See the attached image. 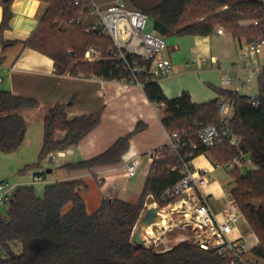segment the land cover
Masks as SVG:
<instances>
[{
    "label": "trees",
    "instance_id": "obj_1",
    "mask_svg": "<svg viewBox=\"0 0 264 264\" xmlns=\"http://www.w3.org/2000/svg\"><path fill=\"white\" fill-rule=\"evenodd\" d=\"M42 1L46 9L37 29L25 42L27 47L50 56L61 74L70 72L119 80L125 77L115 68L111 75L113 65L109 61L82 60L88 47L97 46L107 52L113 44L97 31L86 30L81 20L87 11L85 4H75L74 0ZM12 2L1 1L4 17L0 31L9 26ZM146 12L153 19L155 32L164 37L209 35L222 26L233 37L245 38L249 43L264 40V0H162ZM245 19L258 22L243 26L241 22ZM61 22L67 25L62 26ZM9 44L3 42V47ZM143 89L150 101L164 107L162 122L167 131L186 134L198 145L187 146L184 153L193 152L194 158L210 152L221 164L238 155L239 151L222 137L213 147L199 142L202 126L218 122V98L196 103L188 92L168 98L158 81L145 82ZM218 93L233 102L231 126L242 137L241 147L257 167L245 173L240 169L230 172L235 177L231 194L249 229L259 239L253 254L257 260L264 261V67L258 76L257 104L251 102L252 96L236 90L220 88ZM38 103L33 98L0 91L2 152L17 151L26 137L27 123L15 111ZM66 108L65 104H56L50 109L44 119V140L38 161L25 169L40 166L50 153L76 146L101 123V111L71 118ZM140 129L138 125L103 154L63 166L72 171L117 164L128 150L131 136ZM181 166L177 154L165 151L152 162L136 203L107 198L93 213H89L82 195L85 184L81 179L49 183L43 196L36 193L34 185L17 186L6 214L0 210V264H229L214 251L188 242L166 251L134 243V231L145 211L147 196L152 194L161 205H166L168 200L163 198V193L182 176ZM16 245L20 247L18 253L14 251Z\"/></svg>",
    "mask_w": 264,
    "mask_h": 264
},
{
    "label": "crops",
    "instance_id": "obj_2",
    "mask_svg": "<svg viewBox=\"0 0 264 264\" xmlns=\"http://www.w3.org/2000/svg\"><path fill=\"white\" fill-rule=\"evenodd\" d=\"M1 1L0 25L4 17ZM98 1L106 3L108 0ZM128 4L138 8L130 2ZM45 9L46 3L42 0H13L9 26L0 31V91H10L39 102L37 106L21 107L15 111L27 123L26 137L17 151L5 153L0 150V179L11 176L14 168L29 170L41 166L25 169L35 162L26 158L29 154L39 156L44 140V119L53 106L65 104L66 112L71 118L98 111L102 114L101 123L79 144L68 148L69 152L63 159V164L103 154L119 138L133 132L138 125L141 129L131 136L129 148L119 163L91 170L72 171L64 166H52L50 167L52 172L48 173L51 175L50 183L83 180L85 186L82 195L87 208L90 207L91 210H96L107 198H119L136 203L151 168L152 152L167 144L169 140V132L162 122L164 107L150 101L143 87L136 83L57 72L54 60L50 56L25 44L37 29ZM91 19L93 17L87 18L86 21ZM82 20L85 22V17H82ZM165 38L167 47L163 55L171 59L173 69L158 82L168 98H175L183 92H188L194 102L204 103L218 98L220 88L240 93L241 88L252 91L253 86L250 84L249 87H244L242 81L251 70L264 67L263 43L261 52L251 53L238 69L239 55L247 49L249 42L245 38H235L225 30L209 35H169ZM3 42L10 44L3 47ZM201 58H206V61L199 62L198 59ZM227 76L231 83L224 86L223 79ZM255 78L256 93L242 94L253 96L258 93V76ZM208 153L212 159L206 156ZM6 155H16L15 165L7 169L1 166V162L8 159L5 162L8 164L9 159H14V156ZM133 157H138L140 165L137 174L129 177L126 173V164ZM193 162L196 169H201L206 166L213 167L216 160L210 152H206L194 157ZM34 173L28 177L23 174L16 176L15 184L34 185L32 181ZM214 183L215 181L203 187L205 193L213 196L212 207L215 201L213 191L217 186ZM155 201L152 194L147 196L142 217ZM223 209V203L218 212L213 207L219 218L222 217ZM240 233L247 237L253 247L257 245L256 234L249 229L247 221L240 225Z\"/></svg>",
    "mask_w": 264,
    "mask_h": 264
},
{
    "label": "built area",
    "instance_id": "obj_3",
    "mask_svg": "<svg viewBox=\"0 0 264 264\" xmlns=\"http://www.w3.org/2000/svg\"><path fill=\"white\" fill-rule=\"evenodd\" d=\"M74 2L86 6L87 11L82 14L85 22L81 18L87 26L86 30L97 31L101 36L110 38L113 43L107 52H103L97 46L88 47L82 57L83 61H109L113 65V69L109 72L111 75L114 74V68L121 70L125 77L120 81L136 83L142 87L145 82L158 81L172 71L171 59L163 55L167 47L166 38L138 25L137 20L142 19L139 9L131 7L126 0H108L106 3L98 0H74ZM90 17L93 19L86 21ZM72 21L74 20L70 19V22ZM61 25L66 26L67 23L61 22ZM223 31L222 27L216 29L217 33ZM263 43L264 40L250 42L247 49L240 53L237 68L240 69L241 64L251 53H260ZM198 61L204 62L206 58ZM261 70V68L251 70L245 76L242 85L249 87L252 78L259 76ZM98 78L107 79L104 76ZM230 83L231 79L228 76L223 79L224 86H229ZM255 96L253 95L251 99L253 104H257ZM217 107L218 122L202 126L198 132L199 142L204 146L213 147L222 137L230 147L239 151L238 155L227 164L216 162L213 167L196 169L193 162L194 153L187 154L183 151L187 146L197 148L198 145L190 136L179 131L169 133L167 144L152 152V162L161 158L165 151H172L181 158L182 176L164 191L163 198L168 200L166 205H161L157 200L154 202L153 206L159 209V219L154 223H159L161 220L165 222L160 226L159 233L152 234L153 228L150 230L149 225L142 229L141 236L146 247L164 238L174 247L175 239L177 244L188 242L212 250L226 259L229 264H259L257 259L248 258L249 253L253 254L254 247L248 242L247 237L240 233V225L247 220L231 192H227L222 200L224 209L222 217L219 218L212 207V194L203 191L204 186L216 181L218 170L224 169L230 173L234 169L246 172L256 168L251 156L241 147L242 137L231 126L234 115L233 102L227 97L219 96ZM68 152L69 150L65 149L48 154L43 160L40 171L33 174V183L46 182L48 168L62 165ZM139 165L138 157L131 158L126 164L127 175L134 177ZM16 188V184L5 179L0 180V210L9 206ZM176 231L179 235L172 237L171 233ZM15 248L20 247L16 245ZM5 257H8V254H5Z\"/></svg>",
    "mask_w": 264,
    "mask_h": 264
},
{
    "label": "rangeland",
    "instance_id": "obj_4",
    "mask_svg": "<svg viewBox=\"0 0 264 264\" xmlns=\"http://www.w3.org/2000/svg\"><path fill=\"white\" fill-rule=\"evenodd\" d=\"M128 1L131 4L135 5L136 7H138L137 9H139L140 12H141L142 19L137 20L138 25L144 27L147 31L156 33L155 32V29H154L153 19L150 17V15L146 11L148 9H150L151 7H153V6L161 3L162 0H128ZM255 20L256 19H245V20H243L241 22V24L243 26H247L249 24H254V21ZM220 27H222V26H220ZM234 77H235V74H233V78ZM250 84H251V86H253V90L252 91H250L248 89H243V88H241L240 91L242 93H248L250 95L253 94V93H256V91H257V79L255 77L252 78V80L250 81ZM6 156H14L13 157L14 159H12V160L9 159L8 164L5 163L8 159L6 161L1 162V166L4 167L5 169L9 168L11 165L14 166L15 165L14 163L16 161V159H15V156L16 155H6ZM206 156L208 158H211V155L209 153ZM33 157H35V158H33ZM36 157L37 156H35V154H34V156H32L31 154H29L26 159H33L32 161H35V162H32L31 163V164H33V163H36L38 161V157H37V160H36ZM7 158H9V157H7ZM42 165L43 164H41L40 167H34V168L29 169V170H23V168H21V169H15L14 168L13 171H12L11 176L9 175V176H6V177L1 178V179L8 180L11 183L15 184L16 176L23 174V175H25V177H28V176H30V174H32L34 172H39L40 169H41V167H42ZM63 165L64 164H62L60 166H63ZM244 173H245V171H244ZM216 178H217V180L215 181L214 184H216L217 186H216L215 191H213L214 198H215L213 207L218 212L220 210V208H221V203H223L222 199L225 197V194L227 193L226 191L232 190L234 188V186H235V181H234L235 180V177H234V175H230V174L226 173V171L223 169V170H220V171L217 172ZM50 181H51V175L50 174H47V181L46 182H40V183H35L34 184L36 193L39 196H43L44 195L45 186L47 184H49ZM87 209H88L89 213H93L95 211V210H91L90 207H88ZM1 211H3L6 214L7 207H3L1 209ZM142 218L143 217H141V220H142ZM140 224H141V221L136 226L135 231H134V234L138 230ZM177 235H179V232L178 231L171 233V236L172 237H175ZM255 240H257V244H258L259 239H258L257 235H256V239ZM134 243L137 245V243L135 241H134ZM173 243L174 244H177V241L174 239L173 240ZM150 246H153L157 251H166V250H169L170 248L173 247L172 244L167 239H165V238L159 240L157 243H154V242L151 243ZM14 251L16 253H18V252H20V249H16L15 248ZM248 258H254V259H256L255 256H254V254H252V253H249L248 254ZM258 262H259V264H264V261H262V260H258Z\"/></svg>",
    "mask_w": 264,
    "mask_h": 264
},
{
    "label": "water",
    "instance_id": "obj_5",
    "mask_svg": "<svg viewBox=\"0 0 264 264\" xmlns=\"http://www.w3.org/2000/svg\"><path fill=\"white\" fill-rule=\"evenodd\" d=\"M48 173L52 172L51 168H48ZM159 219V209L156 206H152L147 210V212L144 214L141 224L138 228V230L134 234V241L137 243L138 246H144V241L141 236V231L144 227H147L151 225L152 223L158 221Z\"/></svg>",
    "mask_w": 264,
    "mask_h": 264
},
{
    "label": "bare ground",
    "instance_id": "obj_6",
    "mask_svg": "<svg viewBox=\"0 0 264 264\" xmlns=\"http://www.w3.org/2000/svg\"><path fill=\"white\" fill-rule=\"evenodd\" d=\"M164 223L165 222H163L161 220L159 223L151 224L149 229L152 230V228H153V231H151L152 234H156L157 235L159 233V231H160V226H162Z\"/></svg>",
    "mask_w": 264,
    "mask_h": 264
}]
</instances>
